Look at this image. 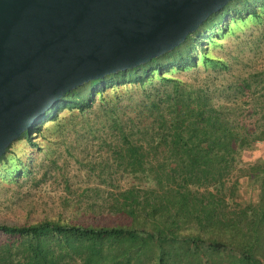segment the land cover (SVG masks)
<instances>
[{
  "label": "trees",
  "instance_id": "trees-1",
  "mask_svg": "<svg viewBox=\"0 0 264 264\" xmlns=\"http://www.w3.org/2000/svg\"><path fill=\"white\" fill-rule=\"evenodd\" d=\"M261 6L264 0H232L171 52L68 92L24 133L16 142L36 147L34 139L48 122L66 109L92 108L97 94L109 88L144 86L155 73L173 83L165 101L159 98L150 106L160 110L165 103L172 122L162 114L159 126H140L138 134L122 130L117 166L127 187L104 201L108 219L0 221V264H181L180 251L201 255L203 264H264V160L251 167L256 202H234L238 184L227 195L222 173L264 142V109L255 107L250 122L239 123L227 106L211 105L208 93L165 77L173 69L198 66L199 54L208 49L206 33L230 20L258 18ZM203 58L211 61L206 54ZM245 86L244 98L254 101L248 81ZM147 134L152 137L145 146L141 137ZM136 135L137 141L131 139ZM13 144L0 165L9 161ZM227 197L236 204L230 210Z\"/></svg>",
  "mask_w": 264,
  "mask_h": 264
},
{
  "label": "rangeland",
  "instance_id": "rangeland-1",
  "mask_svg": "<svg viewBox=\"0 0 264 264\" xmlns=\"http://www.w3.org/2000/svg\"><path fill=\"white\" fill-rule=\"evenodd\" d=\"M258 12V18L248 15L230 20L206 33L202 38L208 49L199 54L203 60L198 66L173 69L165 77L177 80L183 88L208 93L211 105L227 106L237 122L247 118L249 123L255 107L264 109V6ZM205 54L211 61H204ZM246 81L255 93L251 102L244 98ZM172 85L155 73L144 86L109 88L97 94L92 108L84 112L66 109L57 121L48 122L34 139L36 147L25 140L13 144L9 161L0 165V221L108 219L104 201L127 187L117 166V150L124 145L122 130L138 134L140 126H159L162 114L168 124L172 122L174 114L165 103L160 110L150 109L154 100L165 101L164 94ZM138 137L131 139L137 141ZM151 137H141L145 146ZM257 160H264V142L222 171L227 195L238 184L234 200L238 204L258 200V187L250 178ZM227 201L229 210L236 205L228 197ZM179 254L181 264H203L199 254Z\"/></svg>",
  "mask_w": 264,
  "mask_h": 264
},
{
  "label": "water",
  "instance_id": "water-1",
  "mask_svg": "<svg viewBox=\"0 0 264 264\" xmlns=\"http://www.w3.org/2000/svg\"><path fill=\"white\" fill-rule=\"evenodd\" d=\"M232 0H0V157L68 92L183 44Z\"/></svg>",
  "mask_w": 264,
  "mask_h": 264
}]
</instances>
